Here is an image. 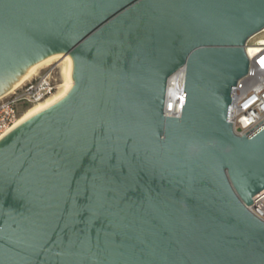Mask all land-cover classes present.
Segmentation results:
<instances>
[{"label": "water", "instance_id": "obj_1", "mask_svg": "<svg viewBox=\"0 0 264 264\" xmlns=\"http://www.w3.org/2000/svg\"><path fill=\"white\" fill-rule=\"evenodd\" d=\"M263 31L264 0H0V98L75 80L0 136V264H264V123L230 120Z\"/></svg>", "mask_w": 264, "mask_h": 264}, {"label": "built area", "instance_id": "obj_2", "mask_svg": "<svg viewBox=\"0 0 264 264\" xmlns=\"http://www.w3.org/2000/svg\"><path fill=\"white\" fill-rule=\"evenodd\" d=\"M248 73L238 81L233 92L230 120L234 132L247 135L264 123V45L249 52ZM185 86V69L177 71L169 80L166 114L179 116L182 109ZM60 87L54 68H46L22 86L0 98V136L8 131L33 104L55 94ZM249 209L264 220V189L254 197Z\"/></svg>", "mask_w": 264, "mask_h": 264}, {"label": "bare ground", "instance_id": "obj_3", "mask_svg": "<svg viewBox=\"0 0 264 264\" xmlns=\"http://www.w3.org/2000/svg\"><path fill=\"white\" fill-rule=\"evenodd\" d=\"M264 45V38L260 39V41L248 46L249 49V52L251 53L252 52V48H258L260 46H263ZM59 62V60H57L56 58H49L47 59L45 62H43L38 68H36L30 75H28L23 81H21L19 84H17L15 87H13L8 93L12 92L13 90H16L17 88H19L20 86H22L25 82H27L28 80H30L32 77L36 76L39 72V70L41 68H43L44 65H47V66H50L54 63H57ZM69 84H75V80L74 82H70V83H63L62 84V89L58 92V93H55L53 96H50L48 97L47 99H45V101H40L39 103L35 104L34 106H32L31 108H29L21 117L19 120H21L23 117H25L26 115H28L32 110H34L35 108L57 98L58 96H60L63 92H64V89H65V85H69ZM18 120V121H19ZM17 121V122H18ZM16 122V123H17Z\"/></svg>", "mask_w": 264, "mask_h": 264}, {"label": "rangeland", "instance_id": "obj_4", "mask_svg": "<svg viewBox=\"0 0 264 264\" xmlns=\"http://www.w3.org/2000/svg\"><path fill=\"white\" fill-rule=\"evenodd\" d=\"M262 38H264V31L261 32V33H259V34L256 35L255 37H253V38L250 40V44L252 45V44H254V43L260 41V39H262ZM46 68H54V69H55L56 76L58 77V79H59V83H60V87H59L58 91L56 92V93H58V92L62 89V84L64 83V77H63V73H62V68H61L60 61L57 62V63H54V64H52V65H50V66L44 65L43 68H41V69L39 70L38 73L44 72ZM53 95H54V94H53ZM53 95H52V96H53ZM43 101H45V100H43ZM38 103H39V102H38ZM36 104H37V103H36ZM34 105H35V104L31 105L29 108H31V107L34 106ZM29 108H28V109H29ZM28 109H27V110H28ZM27 110H26V111H27Z\"/></svg>", "mask_w": 264, "mask_h": 264}, {"label": "snow or ice", "instance_id": "obj_5", "mask_svg": "<svg viewBox=\"0 0 264 264\" xmlns=\"http://www.w3.org/2000/svg\"><path fill=\"white\" fill-rule=\"evenodd\" d=\"M260 63H261V64H264V60H261Z\"/></svg>", "mask_w": 264, "mask_h": 264}]
</instances>
